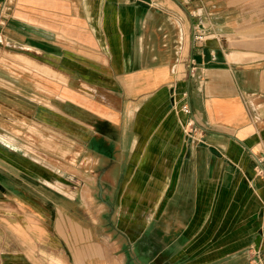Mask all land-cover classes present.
Wrapping results in <instances>:
<instances>
[{
    "label": "crops",
    "instance_id": "1",
    "mask_svg": "<svg viewBox=\"0 0 264 264\" xmlns=\"http://www.w3.org/2000/svg\"><path fill=\"white\" fill-rule=\"evenodd\" d=\"M192 4L10 1L0 48L19 72L6 64L2 74L19 79L9 86L35 87L33 113L50 116V126L60 75L95 92L67 101L110 128L98 136L116 143V170L150 173L139 201L152 206L129 234L104 235L89 215L76 218L43 194L59 192L36 175L0 165L15 177L0 181V264H251L250 254L264 264V0ZM194 24L209 28L203 39H194ZM6 98L0 92L3 117ZM189 118L192 139L182 131ZM2 123L0 161L28 176Z\"/></svg>",
    "mask_w": 264,
    "mask_h": 264
},
{
    "label": "rangeland",
    "instance_id": "2",
    "mask_svg": "<svg viewBox=\"0 0 264 264\" xmlns=\"http://www.w3.org/2000/svg\"><path fill=\"white\" fill-rule=\"evenodd\" d=\"M171 1L150 0V3L158 5L159 2L170 3ZM180 1L190 4V11L194 9L192 4L194 0ZM204 2L209 4V0ZM0 40L3 42L2 36ZM6 56L7 54L0 48V78L4 80L2 82L0 79V83L4 85V87L0 86V92L7 97L6 100L11 99L9 102L11 105L8 104L11 108L4 111V117L0 116V121L4 122L2 133L10 137L13 150L18 149L12 153L16 164L21 163L28 169L27 174L36 175L45 185L58 191L59 194L54 191L48 192L45 187L42 189L43 194L57 199L70 209H75L76 218L82 214L86 217L89 215L97 222L96 228L104 235L115 234V228L129 234L132 227L143 223L144 211L152 206L139 201L140 195L147 191V188L139 187L140 180L146 181L150 173L116 170L115 167L118 166L115 163L120 158L116 154V143L114 140L110 141L98 136V132L110 131V128L96 122L93 114L86 112L79 105L72 106L67 101L70 98V100H76L75 104L82 103L81 98L95 96V92L82 87L81 82L77 80L75 87H68L67 77L60 75L59 87H57L58 107H53L58 111V122L50 126L48 124L50 116L46 117L43 114V118H36L33 113L34 103L29 100V97L33 99L31 92H34L35 87L9 86L10 81L18 82L19 77L17 74L3 75L2 73L7 71L4 65H10L12 69L9 71L12 73H18L19 69L18 63L6 62ZM21 77L25 79L24 76ZM26 79L28 84L33 83L30 77ZM47 81L43 77L42 83L45 84ZM37 92L39 96L42 95V104L50 106L52 99L50 94L44 91L41 93L39 90ZM42 109L45 111V106ZM55 118L53 116V120ZM189 129L186 122L182 131L190 137L189 139H192L194 132L189 133ZM126 161L127 158L124 157V162ZM5 162L1 160L0 165L10 169L16 177L31 180L29 174L25 176L21 172L12 170ZM7 175L10 176L8 172H2L0 169V181ZM10 178L15 179L13 176ZM125 184L128 186L123 187ZM155 192L156 196L159 195L157 191ZM67 198H73V204L67 203ZM118 201L119 204H116ZM119 237L117 235L115 238L117 242L122 238V243H126L125 236ZM111 238L114 239L113 236ZM254 257L258 259V254L249 255L251 264H257Z\"/></svg>",
    "mask_w": 264,
    "mask_h": 264
},
{
    "label": "built area",
    "instance_id": "3",
    "mask_svg": "<svg viewBox=\"0 0 264 264\" xmlns=\"http://www.w3.org/2000/svg\"><path fill=\"white\" fill-rule=\"evenodd\" d=\"M11 0H0V34L2 32V26L5 22V19L8 14L9 4ZM209 28L203 27L201 24H194L193 25V37L195 40H201L203 37L208 33ZM181 111L188 114L190 112V107L187 103H183L181 106ZM187 127H189V133L195 130V123L194 120L188 119ZM259 165L264 167V157L260 158ZM260 166V171L263 172L264 170Z\"/></svg>",
    "mask_w": 264,
    "mask_h": 264
},
{
    "label": "water",
    "instance_id": "4",
    "mask_svg": "<svg viewBox=\"0 0 264 264\" xmlns=\"http://www.w3.org/2000/svg\"><path fill=\"white\" fill-rule=\"evenodd\" d=\"M259 162V161H258ZM261 166V165H260ZM261 168L264 170V167L263 166H261Z\"/></svg>",
    "mask_w": 264,
    "mask_h": 264
}]
</instances>
